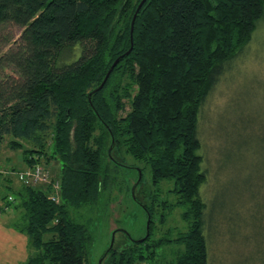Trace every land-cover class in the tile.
I'll return each mask as SVG.
<instances>
[{"label":"trees","instance_id":"trees-1","mask_svg":"<svg viewBox=\"0 0 264 264\" xmlns=\"http://www.w3.org/2000/svg\"><path fill=\"white\" fill-rule=\"evenodd\" d=\"M141 1L0 0V143L10 137L18 149L26 142L31 155L62 163L56 202L51 187L23 184L9 204L35 249L24 264H89L93 235L75 210L102 200L105 159L117 149L145 166L130 193L150 225L144 237L126 233L130 245L114 243L101 264H209V233L239 220L236 211L220 216L216 208L227 202L217 192L210 205L204 198L201 119L252 42L264 0H146L132 33ZM12 27L21 33L5 31ZM26 161L33 163L29 153ZM145 170L158 187L149 205L139 198ZM164 181L173 183V199H161ZM176 209L186 230L156 231V220L165 224ZM172 246L181 247L176 257H161Z\"/></svg>","mask_w":264,"mask_h":264},{"label":"rangeland","instance_id":"rangeland-1","mask_svg":"<svg viewBox=\"0 0 264 264\" xmlns=\"http://www.w3.org/2000/svg\"><path fill=\"white\" fill-rule=\"evenodd\" d=\"M5 31L14 36L21 33V29L13 27ZM2 74L0 68V79ZM201 122L202 155L209 174V183L203 189L204 198L210 205L217 192L227 202L220 210L216 208L220 216L234 211L240 215L238 221L231 219L230 223H222L219 232L209 233V264H264V19L247 50L220 80L203 109ZM11 139L8 137L0 143V264H24L35 249L29 234L21 230V212L9 204L15 201V193L23 184L47 192L51 187L53 200L57 183L61 191L62 163L54 159L47 164L37 155H31L32 145L26 142L23 148L12 149ZM245 139L250 145L247 151H244ZM28 153L31 165L26 161ZM113 157L112 161L105 159L109 180L102 200L96 207L75 210L74 217L86 224L93 235L89 264L102 263L103 254L110 249L114 230H121L115 234V247L124 248L130 245L125 234L135 239L144 237L150 220L143 205L136 203L131 195L144 164L118 149L114 150ZM223 158L230 161L223 160L225 170L221 169ZM38 168L41 169L40 178L35 179ZM21 176L31 178L29 184H25ZM172 185L170 181L159 185L161 199H173L168 195ZM143 186L139 198L149 205L148 197L158 194V187L153 185L148 170L144 171ZM186 226L179 209L172 212L165 224L156 220L155 225L156 231L166 233L170 230L174 236L185 231ZM232 228L235 236L229 235ZM50 238L49 234L45 236V240ZM177 247L163 248L161 251L166 255L161 257L174 259Z\"/></svg>","mask_w":264,"mask_h":264},{"label":"water","instance_id":"water-1","mask_svg":"<svg viewBox=\"0 0 264 264\" xmlns=\"http://www.w3.org/2000/svg\"><path fill=\"white\" fill-rule=\"evenodd\" d=\"M145 2H146V0H142L141 3H140V5L138 6V9H137V11H136V14H135V16H134V18H133V22H132V31H131L132 33H133V30H134V23H135V20H136L138 14H139V12H140V10H141V8H142V6L144 5ZM131 50H132V49H131ZM131 50H130L129 52H127L126 55H128V54L131 52ZM119 61H120V59H118V60L115 61V63L113 64V66H112L111 69L109 70V72H108V74H107V76H106L104 82L102 83V85H101L96 91H99L100 89H102V88L104 87V85H105L106 81L108 80L110 74L112 73V71L114 70V68L118 65ZM96 91H95V92H96ZM90 96H91V95H90ZM89 98H90V97H89ZM141 178H142V173H141V171H140V172H139V180H138V182L136 183V185L133 187V195H134V192H135V190H136V187H137L138 183L140 182ZM149 225H150V220L148 221L147 229L149 228ZM115 234H116V233L114 232V233H113V236H112V241H111L110 249H109L105 254H107L110 250H112V248H113V246H114V243H115ZM100 264H101V262H100Z\"/></svg>","mask_w":264,"mask_h":264},{"label":"built area","instance_id":"built-area-1","mask_svg":"<svg viewBox=\"0 0 264 264\" xmlns=\"http://www.w3.org/2000/svg\"><path fill=\"white\" fill-rule=\"evenodd\" d=\"M40 174H41V169L38 168L37 175L35 176V179H39L40 178ZM21 178L23 179V181H24L25 184H29L28 183L30 181L29 179H31V178H28L27 176H21ZM58 184L59 183H57V186L55 187L57 191L60 190ZM55 188H54V190H55ZM53 201H55V202L57 201V195H56V197L53 198Z\"/></svg>","mask_w":264,"mask_h":264}]
</instances>
